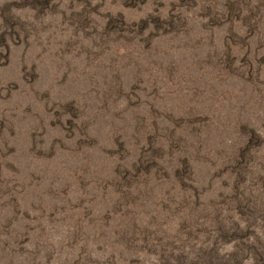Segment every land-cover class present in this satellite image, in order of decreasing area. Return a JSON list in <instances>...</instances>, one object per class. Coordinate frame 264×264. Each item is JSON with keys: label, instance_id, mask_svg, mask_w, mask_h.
<instances>
[{"label": "rangeland", "instance_id": "obj_1", "mask_svg": "<svg viewBox=\"0 0 264 264\" xmlns=\"http://www.w3.org/2000/svg\"><path fill=\"white\" fill-rule=\"evenodd\" d=\"M257 253L264 0H0V264Z\"/></svg>", "mask_w": 264, "mask_h": 264}, {"label": "trees", "instance_id": "obj_2", "mask_svg": "<svg viewBox=\"0 0 264 264\" xmlns=\"http://www.w3.org/2000/svg\"><path fill=\"white\" fill-rule=\"evenodd\" d=\"M260 256L259 253H257L256 257L258 258ZM228 260L222 261L221 264H227ZM213 261H209L208 264H211ZM218 263V262H217ZM214 264V263H213ZM256 264H264L263 260L259 257Z\"/></svg>", "mask_w": 264, "mask_h": 264}]
</instances>
